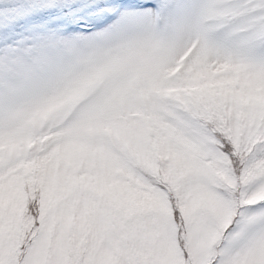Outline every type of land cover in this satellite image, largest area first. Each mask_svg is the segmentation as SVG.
<instances>
[{"label": "snow or ice", "instance_id": "snow-or-ice-1", "mask_svg": "<svg viewBox=\"0 0 264 264\" xmlns=\"http://www.w3.org/2000/svg\"><path fill=\"white\" fill-rule=\"evenodd\" d=\"M0 264H264V0H0Z\"/></svg>", "mask_w": 264, "mask_h": 264}, {"label": "rangeland", "instance_id": "rangeland-1", "mask_svg": "<svg viewBox=\"0 0 264 264\" xmlns=\"http://www.w3.org/2000/svg\"><path fill=\"white\" fill-rule=\"evenodd\" d=\"M136 2H145V0H136Z\"/></svg>", "mask_w": 264, "mask_h": 264}]
</instances>
